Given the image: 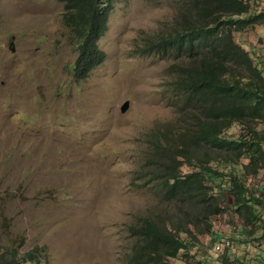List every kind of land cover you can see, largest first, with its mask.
I'll use <instances>...</instances> for the list:
<instances>
[{
	"label": "rangeland",
	"instance_id": "rangeland-1",
	"mask_svg": "<svg viewBox=\"0 0 264 264\" xmlns=\"http://www.w3.org/2000/svg\"><path fill=\"white\" fill-rule=\"evenodd\" d=\"M260 9L264 0H255ZM62 11L59 0H0V246H43L48 264H127L132 229L146 218L181 223L186 213L140 173L151 131L174 119L165 95L175 64L141 47L172 28L177 8L115 0L97 41L105 59L84 79L73 75L77 52ZM233 38L264 58V25ZM248 183L264 202V174ZM225 198L210 218L213 235L188 216L197 247L169 264H223L222 255L264 264L263 222L241 225ZM225 240L231 248L218 252Z\"/></svg>",
	"mask_w": 264,
	"mask_h": 264
},
{
	"label": "trees",
	"instance_id": "trees-1",
	"mask_svg": "<svg viewBox=\"0 0 264 264\" xmlns=\"http://www.w3.org/2000/svg\"><path fill=\"white\" fill-rule=\"evenodd\" d=\"M59 1L61 23L77 52L73 75L84 79L105 59L97 41L115 0ZM254 1L173 0L172 28L141 47L142 54L171 58L175 64L165 95L174 119L151 131L148 170L140 173L161 188V200L181 204L186 213L181 223L146 218L132 229L136 239L127 264H169L197 247L186 228L188 216L193 224L207 225L199 234L213 235L210 218L223 212L226 195L241 225L262 221L264 226V202L248 183L264 174V58L258 52L252 56L233 38V32L264 25V9L253 10ZM235 127L239 132L229 134ZM230 248L231 243L221 253ZM43 253V246L25 251L0 246V264H48ZM220 259L231 264L223 255Z\"/></svg>",
	"mask_w": 264,
	"mask_h": 264
},
{
	"label": "built area",
	"instance_id": "built-area-1",
	"mask_svg": "<svg viewBox=\"0 0 264 264\" xmlns=\"http://www.w3.org/2000/svg\"><path fill=\"white\" fill-rule=\"evenodd\" d=\"M217 245V248L219 249L218 252H222L224 248H228L230 246V242L229 241H220Z\"/></svg>",
	"mask_w": 264,
	"mask_h": 264
},
{
	"label": "water",
	"instance_id": "water-1",
	"mask_svg": "<svg viewBox=\"0 0 264 264\" xmlns=\"http://www.w3.org/2000/svg\"><path fill=\"white\" fill-rule=\"evenodd\" d=\"M128 101H126V102H124V104L121 106V108H120V111L123 113V112H125L126 110H127V108H128Z\"/></svg>",
	"mask_w": 264,
	"mask_h": 264
}]
</instances>
